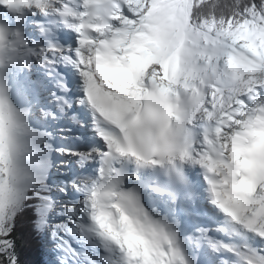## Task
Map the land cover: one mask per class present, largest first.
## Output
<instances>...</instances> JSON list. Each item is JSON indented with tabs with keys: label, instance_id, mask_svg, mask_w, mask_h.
<instances>
[{
	"label": "snow or ice",
	"instance_id": "6c2138e0",
	"mask_svg": "<svg viewBox=\"0 0 264 264\" xmlns=\"http://www.w3.org/2000/svg\"><path fill=\"white\" fill-rule=\"evenodd\" d=\"M33 240L264 264V0H0V264Z\"/></svg>",
	"mask_w": 264,
	"mask_h": 264
},
{
	"label": "trees",
	"instance_id": "16d2710c",
	"mask_svg": "<svg viewBox=\"0 0 264 264\" xmlns=\"http://www.w3.org/2000/svg\"><path fill=\"white\" fill-rule=\"evenodd\" d=\"M21 232H26L27 224L21 221ZM22 264H48L49 256L39 240H33L24 245V250L21 254Z\"/></svg>",
	"mask_w": 264,
	"mask_h": 264
}]
</instances>
